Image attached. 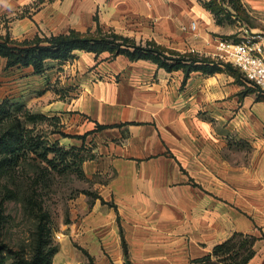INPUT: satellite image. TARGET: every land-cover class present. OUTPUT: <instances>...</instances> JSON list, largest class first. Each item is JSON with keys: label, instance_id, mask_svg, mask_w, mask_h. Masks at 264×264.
I'll use <instances>...</instances> for the list:
<instances>
[{"label": "crops", "instance_id": "0c3cea01", "mask_svg": "<svg viewBox=\"0 0 264 264\" xmlns=\"http://www.w3.org/2000/svg\"><path fill=\"white\" fill-rule=\"evenodd\" d=\"M246 1L260 10L251 29L264 31V0ZM11 16L24 39L99 25L222 68L185 80L183 70L148 60L76 51L28 73L52 72L59 89L45 110L94 144L83 171L100 178L85 218L96 264H126L123 238L133 264H191L235 232L256 237L246 264H264V93L242 95L244 79L214 56L216 38L234 27L218 23L203 0H0V18ZM192 21L195 32L182 28ZM97 223L111 226L100 252Z\"/></svg>", "mask_w": 264, "mask_h": 264}, {"label": "rangeland", "instance_id": "374dc122", "mask_svg": "<svg viewBox=\"0 0 264 264\" xmlns=\"http://www.w3.org/2000/svg\"><path fill=\"white\" fill-rule=\"evenodd\" d=\"M258 11L246 0L241 1L239 10L223 6L220 24L234 27L235 32L222 37H237L244 29L251 30L253 25L260 23L254 17ZM0 35H10L16 41L25 40L19 35L13 16L0 18ZM52 65L48 64V68ZM230 65L240 73L247 88L259 94L263 92L237 67ZM30 72L32 68L8 69L6 60L0 57V104L3 103L0 139L7 148L8 142L12 143L8 149H16L8 155L13 158L10 172L0 176V235L12 249L29 254L39 217L47 214L49 241L57 248L53 264H86L88 257L84 249H90V235L85 218L99 199L94 184L100 178L87 177L83 171L84 162L78 157H90L94 144L89 138L82 144L73 136L76 129L71 128L63 116H54L45 110L47 104L57 99L59 89V80L52 72L46 73V77L29 75ZM18 135L23 141L19 148L14 141ZM75 144L80 147L76 148ZM93 227L98 229L94 248L100 252L103 248L100 234L108 232L111 226L97 223ZM8 261L13 263V258L9 257Z\"/></svg>", "mask_w": 264, "mask_h": 264}, {"label": "trees", "instance_id": "16d2710c", "mask_svg": "<svg viewBox=\"0 0 264 264\" xmlns=\"http://www.w3.org/2000/svg\"><path fill=\"white\" fill-rule=\"evenodd\" d=\"M203 4L213 13L218 23H221L222 20L220 15L223 6L229 5L234 9H241L240 0H208L203 1ZM76 51L92 52L97 56L107 53L108 58L125 55L131 61L148 60L169 72L183 70L185 80L193 71L214 73L222 70L217 63L209 58H200L193 53H180L153 41H147L145 44L137 43L135 39L112 30L106 31L99 25L95 32H81L72 29L68 33L51 34L45 37L38 34L33 39L23 41H16L10 35H0V57L6 60V68L8 69L13 67L32 68V73L39 75L47 70L50 61H68L75 58ZM225 66L226 69L236 75L238 83H241L240 78L242 77L237 69L230 64ZM252 91L255 92L256 90L245 87L241 94L245 95ZM260 98L258 96V99ZM2 108L3 103L0 104V111ZM106 127L97 125L98 130ZM86 134L73 136L84 142ZM14 141L18 148L23 144L20 135ZM8 143V148H11L12 143L10 141ZM8 148L6 143L0 139V176L10 172L12 168L13 158L8 155L16 149L12 151ZM94 156L91 154L88 158L80 156L78 158L80 162H84L86 159L94 158ZM46 216L47 214H43L39 217V224L33 239V248L29 254L12 249L0 235V264H53V256L57 252V248L50 244ZM255 241L256 237L253 235L235 232L226 241L215 245L211 254L193 259L191 264H246L255 253L253 248ZM122 242L126 264H133L124 238ZM84 252L88 257L86 264H96L94 257L85 249ZM9 257L13 258V263H9Z\"/></svg>", "mask_w": 264, "mask_h": 264}, {"label": "built area", "instance_id": "2783aa9c", "mask_svg": "<svg viewBox=\"0 0 264 264\" xmlns=\"http://www.w3.org/2000/svg\"><path fill=\"white\" fill-rule=\"evenodd\" d=\"M184 30L195 32L192 21ZM214 56L221 63L237 67L245 78L264 93V31L244 29L237 37H217Z\"/></svg>", "mask_w": 264, "mask_h": 264}]
</instances>
